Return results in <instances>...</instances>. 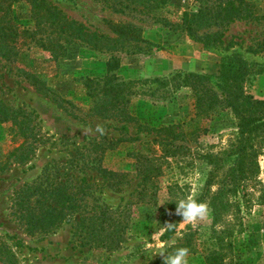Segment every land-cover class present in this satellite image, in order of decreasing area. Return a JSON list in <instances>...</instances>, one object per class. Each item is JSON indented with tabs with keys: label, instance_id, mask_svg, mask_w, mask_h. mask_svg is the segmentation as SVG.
<instances>
[{
	"label": "rangeland",
	"instance_id": "1",
	"mask_svg": "<svg viewBox=\"0 0 264 264\" xmlns=\"http://www.w3.org/2000/svg\"><path fill=\"white\" fill-rule=\"evenodd\" d=\"M44 1L108 35L106 20L133 24L151 44L147 53L118 54L114 63L108 62L106 53L75 43L60 54L57 45L61 39L56 31L42 24V30L35 33V38L48 35L54 41L51 51L44 49L28 34L36 29L29 6L22 0L11 4L17 31L10 44L12 60L0 58V241L11 249L18 264H163V257L155 255L161 245L167 253L186 247L189 264H203V254L212 247L209 216L196 224L181 223V217L166 234L156 219V206L135 202L139 180L135 156L161 153L153 133L136 131L132 122L125 123V135L134 138L105 149L99 164L95 162L92 142L119 137L117 127L122 122L88 111L83 81L103 76L110 65L109 73L134 81L136 93L127 109L135 117L152 126L170 124L191 113L190 90L182 85V74L215 75L220 58L236 51L251 69L244 90L264 99V49L256 53L245 50L264 39V0H248L255 5L256 18L232 22L223 32L222 43L214 45H205L138 12H120L103 0ZM195 7V0H166L162 12L176 19ZM151 9L154 13L155 8ZM228 41L232 46L226 49ZM17 107L28 114L27 121H14L7 115V109ZM98 127L104 129L103 135L96 131ZM234 131V120L225 109L212 116L207 131L197 138L172 141L179 147L161 158L156 205L167 199L169 185L179 200L200 193L209 167L205 153L226 147ZM258 165V173L247 187L249 194L241 199L240 225H234L229 253L232 264H264V204L258 200L264 195V148ZM26 194L29 205L35 199L53 205L60 196L53 224L28 231L20 218L25 213L26 201L22 200ZM98 206H105L123 226L119 243L111 250L90 241L82 244L78 236L75 219L91 215Z\"/></svg>",
	"mask_w": 264,
	"mask_h": 264
},
{
	"label": "trees",
	"instance_id": "2",
	"mask_svg": "<svg viewBox=\"0 0 264 264\" xmlns=\"http://www.w3.org/2000/svg\"><path fill=\"white\" fill-rule=\"evenodd\" d=\"M18 1L20 0H0V58L6 61L12 60L10 44L17 35L10 6ZM22 1L29 6V18L36 27L28 34L35 38V33L42 30V24H47V27L51 31H56L61 39L57 45L60 54H65L68 44L75 43L89 50L106 53L108 62L114 63L118 60V54L149 51L148 45L151 43L141 37L140 28L133 24L112 23L106 20L107 28L111 32L108 35L69 18L44 0ZM103 1L120 12L130 10L150 17L173 31L183 32L202 40L205 45L221 44L223 32L232 22L256 18L255 5L248 0H195V9L181 12L176 19H170L163 14L162 6L166 0ZM152 7L155 8L154 13H151ZM46 36L45 40L42 37L35 40L44 49L51 51L54 41ZM231 46L230 41L225 44L226 49ZM263 49L264 39L257 40L245 48L250 53ZM110 69L108 65L103 76L85 78L83 81L85 94L89 98L88 111L122 122L117 127L119 137L113 140L100 137L92 142L95 152L93 158L99 164L105 149L134 138L125 135V123L132 122L136 131L153 133L161 153L158 156L145 154L135 156L134 170L139 176L135 202H149L156 206V219L164 225L166 234L174 229L176 221L181 216L174 213L179 199L170 185L167 186V199L161 205H156L157 178L162 174L161 158L172 154V149L179 147L174 146L172 141L195 139L207 131V122L212 116L225 109L230 112L235 123V131L222 150L205 153L204 158L209 167L203 187L194 198L198 202H206L210 209L212 247L203 254V264H232L229 255L231 238L234 225H240L241 199L249 194L247 187L258 173V155L264 148V99L254 98L243 88V82L251 72L249 65L240 53L233 51L220 58L215 75L183 73L181 82L190 90L191 113L180 121L157 126L141 121L127 109L131 96L136 93L133 89L134 81L121 80L109 73ZM32 84L36 86L35 82ZM6 113L14 121L28 119V114L19 107L9 108ZM212 185L214 188L211 190ZM27 189L30 190V187ZM27 195L22 200L26 201V205L25 213H20V218L24 219L28 231L44 229L53 224L56 219L51 218L57 211L60 196L54 199L53 205H44L43 201L37 199L33 201L34 205H29ZM258 200L264 204V195H259ZM168 224H172V227L169 228ZM75 225L80 227L78 236L82 244L90 241L106 250L118 245L123 232L119 220L113 218L105 206H98L97 211L89 216L77 217ZM0 264H18L14 253L1 241Z\"/></svg>",
	"mask_w": 264,
	"mask_h": 264
},
{
	"label": "clouds",
	"instance_id": "3",
	"mask_svg": "<svg viewBox=\"0 0 264 264\" xmlns=\"http://www.w3.org/2000/svg\"><path fill=\"white\" fill-rule=\"evenodd\" d=\"M96 131L104 134V129L98 127ZM175 214L182 217L181 223L196 224L205 220L209 214V205L206 202H198L193 196H188L184 199H180L176 203ZM169 228L172 224L167 225ZM161 251L155 253L163 257V264H189L190 250L186 247L176 249L173 253H167L163 250L161 245ZM166 253V255H165Z\"/></svg>",
	"mask_w": 264,
	"mask_h": 264
}]
</instances>
